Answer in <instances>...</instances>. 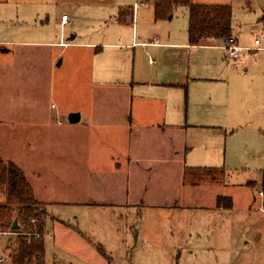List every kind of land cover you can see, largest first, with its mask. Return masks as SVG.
<instances>
[{
    "label": "rangeland",
    "instance_id": "rangeland-1",
    "mask_svg": "<svg viewBox=\"0 0 264 264\" xmlns=\"http://www.w3.org/2000/svg\"><path fill=\"white\" fill-rule=\"evenodd\" d=\"M155 2L60 0L59 7L51 4L54 17L44 24L48 25L49 39L72 42L71 35L77 33V40L102 43L110 39L108 32L119 28L112 19L118 16L120 6H131L135 9V26L144 35L170 33L175 42L188 41V8L176 6L170 15L157 19ZM193 2L232 6L233 36L242 48L239 57L229 58L224 42L215 40L184 50L149 49L142 56L143 61L152 59L156 65L185 62L190 76L185 81L189 120L207 125L217 121L220 126L213 129L198 125L189 137L194 145L192 165L221 168L185 171V181L197 185L190 187L188 195L201 198L207 205L186 207L167 202L129 212L111 204L120 194L116 193L121 189L117 180H90L79 173L61 175L50 170L52 159L48 161L36 152L28 155L25 143L7 145L1 155L18 162L26 171L46 208V264H264V199L260 196L264 193V0ZM63 13L71 19L64 26ZM124 28L131 31L132 25L124 24ZM255 39L261 43L255 45ZM82 50L79 53L69 47L57 61L62 64L57 67L50 97V105L58 107L62 120L57 134L64 132L62 128L67 132L80 126L69 121V114L86 111L87 93L104 98L97 97L99 109H125L127 104L121 96L110 99L118 91L109 85L98 82L94 86L79 78L78 72L90 68L91 60L85 63V50L96 53L97 65L107 62L106 49ZM77 61L81 62L80 68L75 65ZM36 93L45 95L44 90ZM170 185L168 190L161 181L156 182L155 188L161 189L157 197L163 201L180 198L176 197L180 189L174 179ZM217 193L231 196L233 206L217 208ZM137 228L144 235L136 237ZM101 245L111 255L110 260L99 252L97 247ZM0 246L10 250L7 235L0 233Z\"/></svg>",
    "mask_w": 264,
    "mask_h": 264
},
{
    "label": "crops",
    "instance_id": "crops-1",
    "mask_svg": "<svg viewBox=\"0 0 264 264\" xmlns=\"http://www.w3.org/2000/svg\"><path fill=\"white\" fill-rule=\"evenodd\" d=\"M52 3L60 6V0H0V152L7 145L16 143L18 146L22 142L28 155L36 152L37 156L45 155L48 161L52 159L49 163L54 164L50 167L53 172L79 173L90 180H117L121 189L116 193L120 194L111 204L123 206L129 212L167 202H175L176 206H206L201 198L188 195L190 187L197 185L185 181V171L188 168L213 167V171L221 168L192 165L194 145L189 137L192 128L198 125L213 129L220 126L217 121H208L212 124L207 125L189 120L185 81L190 76L185 62L156 65L152 59L143 61L142 54L147 55L149 49L155 48L180 47L184 50L209 45L215 39L191 45L189 37L188 41L179 43L171 40L170 33L146 36L135 26L134 9L131 31L114 17L112 21L119 28L108 32L110 39L102 43L77 40V33L71 35L72 42L63 38L58 41L49 39L48 25L44 24L54 17ZM52 8L55 7L52 5ZM68 22L61 21V24L64 26ZM69 47L79 53H83L82 48H94L98 52L106 49L107 62L98 65L96 53L93 55V50H85V63L91 60L90 68L87 72H78L79 78L94 86L98 82L109 85L118 91L110 99L121 96L127 104L125 109H99L97 97L101 96L87 93L88 108L78 111L81 119L76 123V126H83L67 132L62 128L64 132L57 134L62 120L58 107L50 105V97L54 92L57 67L62 64L57 61ZM75 65L80 68L81 62ZM42 90L45 95L40 93ZM172 179L179 186L176 197L180 198L163 201L157 197L161 189L155 188L156 182L161 181L162 187L170 190ZM218 196L217 193L214 200L217 208ZM135 234L136 237L144 235L138 228ZM260 238L258 235L257 240Z\"/></svg>",
    "mask_w": 264,
    "mask_h": 264
},
{
    "label": "trees",
    "instance_id": "trees-1",
    "mask_svg": "<svg viewBox=\"0 0 264 264\" xmlns=\"http://www.w3.org/2000/svg\"><path fill=\"white\" fill-rule=\"evenodd\" d=\"M184 5L188 8V37L191 45L204 44L208 40L227 41L233 36L232 6L230 4H202L193 0H156V18L170 15L174 8ZM134 8L121 7L117 19L123 24H132ZM212 169V168H211ZM0 231L11 230L14 237L9 241L12 264H46L45 235L47 223L46 208L36 197L34 187L24 170L14 161L5 160L0 155ZM219 206L231 208L230 196H218ZM18 218L19 227L12 228ZM100 253L109 255L102 245Z\"/></svg>",
    "mask_w": 264,
    "mask_h": 264
},
{
    "label": "built area",
    "instance_id": "built-area-1",
    "mask_svg": "<svg viewBox=\"0 0 264 264\" xmlns=\"http://www.w3.org/2000/svg\"><path fill=\"white\" fill-rule=\"evenodd\" d=\"M139 3H136V6H138ZM62 21L63 23H67L69 21V16L67 14H64L62 16ZM255 45L260 44L259 39H255L254 42ZM224 48L226 49L227 56L229 58H238L240 51L242 48L238 45L237 43V38L232 36L229 40L224 42ZM262 196H264V193L260 192ZM2 235H7L8 236V242L12 240L14 237V233L11 230L7 231H0ZM0 264H12V259H11V252L8 248L0 246Z\"/></svg>",
    "mask_w": 264,
    "mask_h": 264
},
{
    "label": "water",
    "instance_id": "water-1",
    "mask_svg": "<svg viewBox=\"0 0 264 264\" xmlns=\"http://www.w3.org/2000/svg\"><path fill=\"white\" fill-rule=\"evenodd\" d=\"M81 119V113L80 112H71L69 114V121L71 123H78ZM19 227V221L18 218H15L13 220L12 228L16 229Z\"/></svg>",
    "mask_w": 264,
    "mask_h": 264
}]
</instances>
